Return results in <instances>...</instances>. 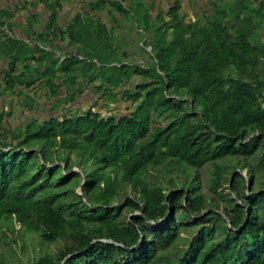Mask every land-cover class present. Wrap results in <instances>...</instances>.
I'll list each match as a JSON object with an SVG mask.
<instances>
[{"label": "trees", "instance_id": "16d2710c", "mask_svg": "<svg viewBox=\"0 0 264 264\" xmlns=\"http://www.w3.org/2000/svg\"><path fill=\"white\" fill-rule=\"evenodd\" d=\"M202 1L195 20L181 0L156 18L143 2L110 3L136 18L144 59L99 19L62 29L57 3L30 43H0V93L26 108L46 90L57 108L87 88L130 104L19 127L0 106V244L20 225L62 245L29 264H264V0ZM59 39L63 55L46 49H65Z\"/></svg>", "mask_w": 264, "mask_h": 264}, {"label": "rangeland", "instance_id": "374dc122", "mask_svg": "<svg viewBox=\"0 0 264 264\" xmlns=\"http://www.w3.org/2000/svg\"><path fill=\"white\" fill-rule=\"evenodd\" d=\"M66 1L68 0H64V2ZM142 2L146 4L147 7H150V5L153 4L154 1H152V3L150 4L144 1ZM205 2L207 1L206 0L202 1V4H204ZM161 3L160 5L163 8H167L168 2L162 4ZM195 5L196 3H194V6ZM185 13L188 15L187 20H191V19L195 20L202 17V12L199 11L198 9L192 12L190 16H189L190 10L185 11ZM83 15H84L83 17H85L87 20L92 21L93 19H96L86 13H83ZM122 21L124 26H121L118 21H117L118 23L117 25L115 20L113 21L111 19L108 24L107 27L108 30L112 34H114L113 35L114 42H116L117 40L119 43L126 42L125 44H118V45H120V47L121 46L127 47L129 52L135 53L133 56V60L140 59V57L144 59L145 57H143V55H136V53H139L140 50L139 46L142 45V43L139 41L142 40L143 38V35L141 34V30H139L136 27V18L133 17L132 13H130V15L125 14L123 16ZM66 28L67 27H65V29ZM260 35L262 40L264 41V30L261 31ZM60 43H61L60 47L65 48L62 51L59 47L51 48L46 46V49L48 48L57 55L60 54L63 55L65 50L67 49L68 44L64 42L63 43L60 42ZM137 43H140V45L137 46L136 45ZM68 50L72 51V49H68ZM1 82L2 81L0 79V84ZM62 91L65 90L62 89ZM29 93H33L32 90H26V94ZM47 94H50L49 90L43 91L41 95L39 94L35 95L36 103L33 104L34 109L26 108L24 105L18 104L17 102L16 105L15 106L13 105L12 107L14 109V116L11 118V120H9V122L14 127H19L25 124L26 122L30 121L31 119H38L40 122H44L52 116L60 117L63 114V110H66V113L71 114L76 111H87L91 107H94L96 111H100L101 113L107 116L110 114H126L129 112V105H130L129 103L120 100L116 102H110L107 100L102 101L101 100L102 93L100 94H97L96 92L92 93L90 88L85 89L84 93L80 96V98H78L76 102L73 103L63 102L61 106L57 108H53V107L56 105L57 101H62V97L59 96L57 98H52L53 100H48L46 98ZM21 100L22 98H18L19 103ZM0 101L5 102L6 105L7 98L5 97L0 98ZM13 101L14 103L15 101H17L16 97L13 98ZM74 170H77V168H75ZM242 174L248 179L246 170H244ZM153 176H155V179L158 180L163 179L162 176L159 175V173ZM248 186L250 185L248 184ZM77 192L81 193L80 189H78ZM136 214L137 213H134L130 215V217ZM10 224H11L10 222H7V224H5L3 229H7V227L11 226ZM11 229H13V227ZM7 231L9 234V238H5V236H3L0 244V264H9L17 259H20L22 264H29V262H27L28 258L35 256L38 252L54 254L57 253L62 246L61 244H50V245L44 244V246H42L41 244L42 240L40 239L38 234L25 232L23 231V229L20 230V225H14V231L8 229Z\"/></svg>", "mask_w": 264, "mask_h": 264}, {"label": "crops", "instance_id": "0c3cea01", "mask_svg": "<svg viewBox=\"0 0 264 264\" xmlns=\"http://www.w3.org/2000/svg\"><path fill=\"white\" fill-rule=\"evenodd\" d=\"M97 0H68L64 2V0H50L49 2L41 1V0H0V11H2L5 16L3 17L0 26V43L5 42L7 39H17L19 41H24L26 43H30L28 38V34L31 32L43 33L45 31L46 26L49 24V18L52 15V5L57 3L55 6L58 13V26L62 29L67 27L74 17L83 13L89 14L91 17L99 19L103 24H108L111 20H115L123 25V16L116 9H114L110 3L114 0H105L107 1L105 6H102L100 10L96 12L91 11L92 3ZM127 9L132 8L136 12V5L139 2L152 3L153 5L151 9V15L153 18H156L158 13L161 10H167L174 1L176 0H121ZM196 2V5L193 6L192 0H181L183 8L181 10L182 13L185 11L193 12V9H197L200 5V0H193ZM202 1V0H201ZM168 2L167 8H163L160 3ZM65 3V4H63ZM161 3V4H162ZM85 5V6H83ZM54 7V8H55ZM118 25V23H117ZM63 43L62 40L54 41V45H61ZM50 42H47V44ZM64 43H67L65 41ZM48 44V45H49ZM6 59L3 56H0V79L2 81L4 77V70L6 68ZM2 85V82L1 84ZM18 92L23 91L25 89L17 88ZM26 93V91H25ZM30 94V93H29ZM7 98L6 105L5 102L0 101V106L2 109H12L13 105L15 106L18 101L19 96L11 95L9 93H0V98ZM17 99V101H13V98ZM10 100V101H9Z\"/></svg>", "mask_w": 264, "mask_h": 264}]
</instances>
